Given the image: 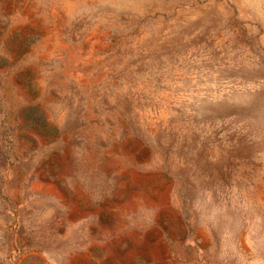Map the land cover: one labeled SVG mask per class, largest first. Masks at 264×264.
I'll return each instance as SVG.
<instances>
[{"label": "rangeland", "instance_id": "rangeland-1", "mask_svg": "<svg viewBox=\"0 0 264 264\" xmlns=\"http://www.w3.org/2000/svg\"><path fill=\"white\" fill-rule=\"evenodd\" d=\"M0 264H264V0H0Z\"/></svg>", "mask_w": 264, "mask_h": 264}]
</instances>
